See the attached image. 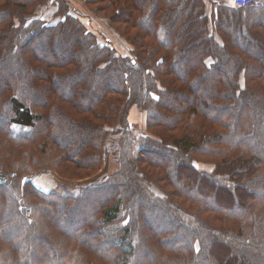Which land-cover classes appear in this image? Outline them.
I'll use <instances>...</instances> for the list:
<instances>
[{"label": "trees", "instance_id": "16d2710c", "mask_svg": "<svg viewBox=\"0 0 264 264\" xmlns=\"http://www.w3.org/2000/svg\"><path fill=\"white\" fill-rule=\"evenodd\" d=\"M83 2L0 0V264H264V5Z\"/></svg>", "mask_w": 264, "mask_h": 264}, {"label": "rangeland", "instance_id": "374dc122", "mask_svg": "<svg viewBox=\"0 0 264 264\" xmlns=\"http://www.w3.org/2000/svg\"><path fill=\"white\" fill-rule=\"evenodd\" d=\"M68 3L71 5L72 10L71 14L76 16L81 20V22L89 29V30H96L99 31L100 35L108 40L109 42H113V46L117 47L118 45V51L123 57H131L132 48L125 42H123L122 39H120L113 31L107 20L100 15H97L92 12V9H90L87 5L84 4L83 0H67ZM223 1V0H222ZM264 1V0H263ZM53 6L51 3H49L47 6L42 7L39 14L41 17H44V15H48L49 12L53 11ZM54 7V6H53ZM38 14V15H39ZM209 60L206 61L207 64H209ZM6 77V76H4ZM130 120L132 123H134L137 127H139L137 130L142 131L144 129L143 125V118L142 114L136 113V111H133L131 113ZM112 167L113 164H111ZM198 169L210 171L212 167L208 164H202L198 163L195 165ZM54 175L53 172L50 170H47L46 172L42 174H38L36 176H31L28 179L32 180L33 185L38 188L41 191L44 192H55V193H63V190L60 185H58V181L60 183H66L64 180H59L58 177ZM154 190L158 192V190L155 187Z\"/></svg>", "mask_w": 264, "mask_h": 264}, {"label": "built area", "instance_id": "2783aa9c", "mask_svg": "<svg viewBox=\"0 0 264 264\" xmlns=\"http://www.w3.org/2000/svg\"><path fill=\"white\" fill-rule=\"evenodd\" d=\"M226 3H228L232 7H244L247 5H254L256 7H262L264 5L263 0H224ZM12 178V173L8 170H6L1 164H0V184H5ZM26 217H30V210H26Z\"/></svg>", "mask_w": 264, "mask_h": 264}, {"label": "crops", "instance_id": "0c3cea01", "mask_svg": "<svg viewBox=\"0 0 264 264\" xmlns=\"http://www.w3.org/2000/svg\"><path fill=\"white\" fill-rule=\"evenodd\" d=\"M223 4L226 5V6L231 7L228 3H225L224 1H223Z\"/></svg>", "mask_w": 264, "mask_h": 264}]
</instances>
